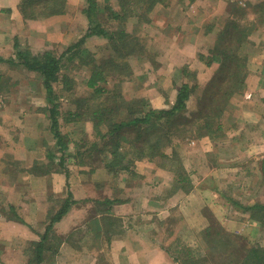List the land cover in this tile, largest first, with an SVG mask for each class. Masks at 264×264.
Instances as JSON below:
<instances>
[{"label":"rangeland","instance_id":"374dc122","mask_svg":"<svg viewBox=\"0 0 264 264\" xmlns=\"http://www.w3.org/2000/svg\"><path fill=\"white\" fill-rule=\"evenodd\" d=\"M66 1L68 6L65 13L44 20L26 21L20 13L21 17L16 19L17 23L14 24V29L17 30L14 33L15 35L12 32L8 34L5 22L0 21V39L9 40L4 50H10V52L14 50L11 53L5 52V54H15L16 40L23 48H30L33 54L43 56V54L48 52L53 53L57 57L62 55L65 49L67 50V47L78 42L85 35L89 26L85 14L88 2L87 0ZM95 1L96 4L98 3L100 10L96 17L102 24L110 30H116L120 25H123L122 27L126 29L133 39L130 41L132 44L130 45V42H128L124 45L119 41L114 47L115 44H111L105 39L88 38L82 49L78 51V58L65 62L66 67L62 74L67 79L64 80V85L60 84L55 90L60 96L58 101L59 107H61L60 129L64 141L75 143L76 140L80 139L79 142L84 144L86 152L84 154L80 153L81 155L70 156L67 151L63 159L62 153L58 152L56 155L58 160H54L53 164H50L51 167H57L58 171L64 174L69 166L76 161L79 166L88 164L91 170L103 167L106 172H114L115 168L120 173L122 166L116 163L124 162L125 166H129V168H136L139 165H141L139 167L144 168L146 164L144 162L139 164V162L147 160L146 162H150L155 166V171L153 172H156V176H150L148 181H159L162 183L165 186L163 191L165 194L173 192V189L176 191L182 186L178 182L180 179L177 176L178 172H180L179 174H182V178L187 179V184L185 185L186 193H183L187 194L188 197L183 199H186V201L189 199L193 203L184 202L182 206L174 209L175 212L172 218L175 222L172 224L173 230L171 231L173 236L171 241L167 242L168 238H166L164 242L171 247L172 261L174 260L175 251L180 246H188L196 250L199 256H204L208 252V256L211 257L209 250L201 243V232L208 228L210 222H213L212 231H219L224 237L223 242L226 244L221 245L220 250L226 258L230 254L235 256L234 248L243 250L257 248L258 246L264 247V226L260 222L252 223L250 214L244 210L248 202H254L255 200L264 202V154L262 157L249 156L247 160L240 158L245 161L248 171L236 175L238 178L234 181L236 190L230 193L232 196L229 197V189H222L224 186L219 174L214 173L216 168L208 165L210 163L208 159L213 160V157L206 158L207 163L200 161V170L195 171L197 167H189L188 163H192L193 158H189L191 156H188L189 151H187L194 146L193 143L199 142L203 138L210 139L212 144L216 146L218 142L223 141L222 139L226 137L228 131H232V129L239 130L240 128H242L243 134L250 138L248 146H264V126H262L261 121H258L264 118V97L258 94L254 95L253 93L256 91L249 89V83L250 81L253 83L254 78L249 77L250 62L248 61L250 55L253 57L255 54H264V10H262L264 5H260L264 1H259L256 7H254L255 3L249 1V7L243 8L236 5V3L234 4L236 1L232 0L230 2L225 0H196L194 2L191 0H157L153 10L147 13V18L145 17L144 20L137 17H130L127 20L124 18L123 23L116 21L113 12L121 10V15L127 17L133 7L137 8L140 6L135 4L136 0H134V4L128 3V0ZM189 1L192 2L191 6L193 8L188 3ZM18 2L20 3L21 0H18ZM143 6L147 7L145 4ZM165 6L176 8L170 18L174 21L176 27L178 25L184 27L186 38L191 40L190 44L193 41L195 49L191 50L192 53L196 54L199 51V55L206 57L205 54L208 53L209 47L212 51L216 49L213 48L215 46L207 41L215 39V34H212L208 39L202 37L203 35L199 32L200 26L203 33L205 28L212 30L213 27L224 26L225 31L230 33L225 36V31H222L223 39L221 41L224 43H220V45H223L221 50L225 51L226 47L231 46L236 49L238 56L246 64V68L238 69L241 72L238 73L240 75L239 78H233L232 75L236 72V66L231 63L228 64L230 68L220 67L216 69L213 76L211 72L210 74L199 75L200 70L204 68L202 60H197L193 65L195 68L191 69L189 66L192 63L184 64L183 72L185 71V74L180 72V75L176 76L166 75V70L162 69L163 64L160 61L163 56L162 49L169 43L167 36L171 33L170 30L164 27L168 18L162 13V9ZM197 10H200L204 17L201 18L199 23L194 25L197 21L194 23L190 21L194 19L193 17ZM235 20L238 21L237 24L243 32L249 33L245 43L238 44L235 39L236 31L234 32L232 28L230 30L226 27L230 22L235 23ZM28 23L32 24L34 29L30 28ZM245 28L246 30L244 31ZM197 36L201 37L198 38ZM113 38H115V35ZM195 41L197 42L195 43ZM0 58L3 57L0 56ZM0 68L3 71L10 68L17 69L4 64H0ZM97 68H105L107 83L102 86L100 84L101 87L106 89H104V94L94 97L93 93L87 88V81ZM18 69L20 70H16L12 74L16 79L22 81L20 84V100H27L40 105L47 103L50 106L49 102H47L46 90L42 85L41 79L37 75L35 77L29 76L22 68ZM244 72L245 77L241 76ZM14 77L11 76L13 80ZM170 83L174 84L169 87ZM239 83H243L240 88H228L230 84ZM183 84H189L196 88L193 91L192 102L188 107L189 113L187 115L183 112L171 121L165 118H154L153 116L149 119V123L129 124L132 119L144 117L150 110L171 108L176 98L177 88ZM4 90H6L4 87H0V92H4ZM168 90L173 91L170 92ZM10 96L15 99L16 97L14 96L18 97V94L12 93ZM211 96L221 100V104L225 102L223 96L229 98L223 110L226 107L229 108L225 109L221 114V127L223 128L224 136L217 139L212 138L208 134L201 137L192 134V131L197 126L195 125L196 119L198 117L202 119L206 113L203 104ZM123 99L128 101L135 100L130 104L134 111L133 113L127 107H123ZM8 102L9 97L0 93V111L3 104H8ZM77 106L84 107L86 111V108H88L92 112L93 117L89 119V112L85 116L86 118L80 122H68L66 119L67 113L69 114L70 110H75L76 112ZM249 107L255 112L256 117L244 122L240 114L244 115L245 111L250 109ZM242 108H244V111ZM95 111L97 115L94 116L93 112ZM230 119L232 121H228ZM47 122L49 127L47 134L50 136L52 134L50 131L51 121L48 120ZM245 123L247 124L245 125ZM42 125L43 128H47L44 124ZM217 127L212 129L214 133L218 132ZM11 128H14V126ZM226 128L228 129L226 130ZM19 130L18 136L27 135L28 137H33L29 131L24 134L25 131ZM113 130V136L108 135L106 138L103 136ZM6 133L12 136L14 131L11 130L9 132L7 128ZM167 133L168 139L173 142L168 149L163 148L167 158L159 156L146 157L139 160L134 156V151L137 147L148 149L151 146L148 141L151 140L150 138L157 140L165 137L166 140ZM1 145L2 141L0 140V147ZM112 152L116 154L114 155ZM174 156L177 157L173 158ZM69 157H73L74 161L71 159L69 161ZM198 158L201 160V157ZM123 159L125 160L123 161ZM216 159L218 161L227 160L226 156H220ZM241 160L240 162H243ZM151 167L152 165L149 166V168ZM122 171H124V175L130 174L125 169ZM166 175L173 176L172 184L170 179L166 178ZM221 176L226 178L228 175L223 173ZM228 181L232 183L229 180V176ZM240 187L241 189L238 190ZM216 199L222 203H216L217 207L214 210L213 202ZM181 200L179 199V202ZM204 201L206 202L204 203ZM241 203L244 204L240 205ZM199 209L203 213L206 224V227L201 231H198L199 225L194 219V215ZM155 222L160 228L166 227L158 219L156 221V218ZM103 258L104 262L102 264H110L107 255ZM231 264H239V262Z\"/></svg>","mask_w":264,"mask_h":264},{"label":"crops","instance_id":"0c3cea01","mask_svg":"<svg viewBox=\"0 0 264 264\" xmlns=\"http://www.w3.org/2000/svg\"><path fill=\"white\" fill-rule=\"evenodd\" d=\"M249 1L255 3L256 7L259 1L264 0H246L245 6L239 2L234 3L247 8ZM188 3L192 5V2ZM18 6V0H0V21L5 22L8 34L17 32L14 24L17 23L16 19L21 17ZM165 7L162 13L168 18L164 27L171 33L167 36L169 43L162 49L163 56L160 61L166 75L176 76L183 72V65L186 63H192L190 69L195 68L193 65L197 60H201V55L198 54L199 51L192 53L191 50L195 49L193 41L190 44L191 40L186 38L184 27H176L171 20L172 12L176 8ZM202 17V12L197 10L190 22L197 21L194 23L196 25ZM28 26L34 29L32 24L28 23ZM199 29L202 37L206 39L215 34V39L207 40L211 45L224 43L221 41L224 26L213 27L212 30L205 28L204 33L201 26ZM8 43L9 40L0 39V56L4 59L14 57V53L5 54L14 51L4 50ZM205 55L208 57L210 53ZM248 61L249 77L254 78L253 83H249V89L256 91L254 95L264 97V54H255L253 57L250 55ZM203 65L199 75L211 72L213 76L218 69L217 64L211 67L205 63ZM16 70L20 69L10 68L3 71L0 68V80L8 79L3 84L6 90L0 93L9 97L8 104L4 103L0 111V264H28L30 247L34 242L41 240L52 215L64 204L68 193L72 195L71 202L66 215L54 224V232L51 233L56 245L47 252L50 256L45 264H102L105 255L110 264H179L172 261L171 247L164 242L166 238L167 242L171 241L173 236L171 231L175 222L172 218L174 209L182 206L184 202H192L183 199L188 197L184 194L186 192L179 187L178 191L173 189V192L165 194V186L162 183L148 181L150 176H156V172H153L155 166L146 162L147 160L139 162L146 164L144 168L138 164L136 168L125 169L130 172L128 175H124V169L120 173L115 168L114 172H106L103 167L91 170L88 164L79 166L76 161L64 174L58 171L57 167L52 168L50 164L58 160L56 155L59 151L54 146L56 140L53 134H47L50 106L47 103L40 105L20 100L22 81L12 74ZM183 73L185 74V71ZM173 84L170 83L169 87ZM12 93L18 94V97L14 96L16 98L12 99ZM249 108L244 115L240 114L244 122L256 117L252 108ZM242 109L244 111V108ZM73 118L74 116L67 113V120L73 123ZM258 121L264 126V118ZM42 124L47 128H43ZM13 126L14 128H11ZM7 128L9 132L14 131L12 136L7 135ZM19 129L25 131L24 134L29 131L34 138L27 135L18 136ZM79 140L69 143L68 155H81L80 153L86 152L84 144ZM222 140L216 146L208 138L193 143L194 146L187 150L188 156H191L189 158H193L192 163H187L190 168L197 167L195 171H198L200 161L207 163L206 158L213 157V160L208 159V165L216 168L214 173L219 174L224 186L222 189H229L228 196L231 197L230 193L236 190V175L248 171L245 161L240 158L247 160L249 156L254 155L262 157L264 146H248L250 138L243 134L242 128L228 131ZM220 156H226L227 160L219 162L216 158ZM198 157H201V160ZM70 159L74 161L73 157H69V161ZM223 173H227L232 183L228 181V176H221ZM166 178L173 183L172 175H166ZM240 189L241 187L238 190ZM179 199H182L181 202ZM216 203L222 202L216 199L213 202L214 210ZM155 218L156 221L158 219L160 222H166V227H158ZM194 219L198 222V231L206 227L201 209L196 211ZM53 251H58L55 257L52 256Z\"/></svg>","mask_w":264,"mask_h":264},{"label":"trees","instance_id":"16d2710c","mask_svg":"<svg viewBox=\"0 0 264 264\" xmlns=\"http://www.w3.org/2000/svg\"><path fill=\"white\" fill-rule=\"evenodd\" d=\"M128 3H133L134 0H128ZM157 0H136L135 4H139L137 8L133 7L132 10H130V14L127 15V17H123L120 13V11H115L114 18L116 21L123 23L124 18L127 20L130 17H137L140 19H145L147 13L151 12L153 8L156 5ZM165 1V0H164ZM192 2L194 0H191ZM88 7L85 9V14L89 23L88 29L85 33V35L75 44L70 45L67 47V50L65 49V52L60 55L59 57L55 56L53 53L46 52L41 55L33 54V52L30 51V48H23L19 42H15V54L14 57H11L9 59L0 58V63H6L10 67L15 68H22L26 71V73L29 76L39 77L42 81V85L44 86L47 94V102L50 104L49 109V120L51 121V127L50 131L53 134L56 142L54 144L55 148L58 149L60 153H62V159L64 158L65 153L69 150V143L64 141L63 134L60 129V115L61 111L59 107V99L60 96L56 93L57 86H60V84L64 85V80L67 79V77L62 74L63 70L65 69L66 65L65 62L67 61H73L75 58H78V51H80L85 44L86 40L88 38L97 37L102 38L107 41H109L111 44H115L114 47L117 45V42H121V44H127L128 42L132 41L131 35L126 31L123 25H120L119 28H116V30H110L107 29L102 22L96 17V14L100 12L98 3L96 4L95 0H87ZM143 4L147 5V7H144ZM235 4V3H234ZM260 5H264V2ZM259 5V6H260ZM67 1L66 0H21L19 3L18 9L20 13L23 15L26 21H35V20H44L49 17L63 14L67 10ZM238 8V7H237ZM98 9V10H97ZM262 10L264 8L262 7ZM124 11V10H122ZM147 18V17H146ZM236 22H230L227 25V28H229L235 32V39L236 42L239 44L245 43L246 39L249 36V33L243 32V30L240 29V27ZM246 28L244 29V31ZM230 33L229 31H225V36ZM115 35V38L113 36ZM223 35V33H222ZM231 35V34H230ZM233 35V34H232ZM223 39V38H222ZM219 42V40H218ZM132 43L130 42V45ZM216 48L215 50H211L210 47L208 49V52L210 55L208 57L200 56L201 60L205 63L206 66L211 67L214 64L218 65V69L220 67L222 68H230L229 63H231L233 66H236V72L233 74V78L238 79L239 74L241 73L238 69L246 68L245 61L241 59L240 56H238L236 49L232 48L231 46L226 47L225 51L221 50L223 49L222 46L219 43L213 45ZM88 65V64H87ZM241 76H246L245 72ZM11 78V77H10ZM8 79H1L0 80V87H3L4 83ZM4 82V83H3ZM67 83V82H66ZM107 83V76H105V68L100 69L97 68L94 71V74H92L88 81H87V88L93 93L94 97L100 96L104 94V89L101 87L103 84ZM101 84V86H100ZM243 85V83L239 84H230V87L228 88H240ZM196 88L190 86L189 84H183L177 88L176 98L174 101V104L169 109H163V110H150L145 114L144 117H135V119H132V121L129 124H145L149 123V119H151L153 116L154 118H165L166 120H172L174 117H176L178 114H182L184 112L185 115L189 113L188 107L190 106V103L192 102V95L193 91H195ZM230 89V91H231ZM3 90V89H1ZM106 90V89H105ZM109 92V91H107ZM229 93V92H228ZM225 102L224 104H221V100H217L213 96L207 100L205 104H203L204 110H206L205 115L201 119V117H198L195 121V130L192 131V134L198 137H201L203 135H210L212 138H220L223 135V128L221 127V114L223 111L228 109L229 107H226L224 110L223 108L226 106L227 100L229 98L224 97ZM135 100L128 101L127 99H123V107L126 108L133 113L132 107H130V104L134 102ZM138 102V101H136ZM220 103V104H218ZM117 107V105H116ZM84 110V107L77 106L76 112L75 110H70V115L74 116L73 122H80L84 120L90 110L86 108ZM119 109V108H118ZM221 111V112H219ZM94 116L97 115V112H93ZM107 113V111H106ZM93 117L92 112H90L89 119ZM130 117V115H129ZM128 117V118H129ZM206 119V120H205ZM70 122V120H67ZM217 127L218 132L214 133L212 129L214 127ZM114 130L111 132H108V134L103 135L105 138L106 136L110 135L113 136ZM162 139H153L148 140L151 144L149 151L148 149H143L137 147L134 151V156H136L139 160L146 158V157H159L167 158L165 156V150L164 147L168 149L172 145V140L168 139V133L166 136ZM148 139V137H147ZM165 140V141H164ZM110 141V140H109ZM148 143V144H149ZM114 155L115 152H112ZM177 157V156H176ZM175 156L173 158H176ZM125 159H123L124 161ZM180 162V161H179ZM120 164L122 167L121 169H128L129 166H125V163H116ZM129 164V163H128ZM179 164V163H178ZM170 169V168H169ZM171 169H173L171 167ZM180 171V170H179ZM178 172V171H176ZM178 172V178L180 179L178 182L182 184L181 188L185 191V185L187 184L186 178H182V174H179ZM183 181V182H182ZM68 197L65 200L64 204L55 212L51 219L50 223L46 228L45 234L41 237V240L39 242H34L32 246L30 247V258L28 264H45L46 261H48L50 254L47 253L50 250L53 249V246L56 245V242L54 241V235H52L51 232L53 231L54 224L59 222L64 215H66L69 203L71 202L72 195L68 193ZM244 203H241L240 205H243ZM244 210L250 214V220L251 222L255 223H261L262 226H264V202L255 200L254 202H248L247 206H245ZM175 216V215H174ZM166 223V222H162ZM173 223V222H172ZM213 222H210V225L208 228H206L203 232H201V243L206 247L209 252L211 253V257L208 256V252H206V255L199 256L196 252V250L187 247L180 246L174 253V261L179 264H231L236 263L237 261L239 264H264V247H257V248H250V249H239L234 248V254L228 255L226 258L225 255L221 252V245H225L226 243L223 242L224 237L223 235L217 231L213 232ZM231 242V241H230ZM58 254V251H53L52 256ZM205 254V253H204ZM55 257V256H54ZM220 258V260H219Z\"/></svg>","mask_w":264,"mask_h":264},{"label":"built area","instance_id":"2783aa9c","mask_svg":"<svg viewBox=\"0 0 264 264\" xmlns=\"http://www.w3.org/2000/svg\"><path fill=\"white\" fill-rule=\"evenodd\" d=\"M232 1L239 2L242 6H245L246 5V0H232Z\"/></svg>","mask_w":264,"mask_h":264}]
</instances>
